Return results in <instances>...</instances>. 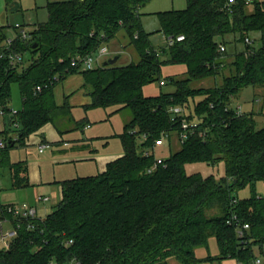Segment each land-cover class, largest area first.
I'll use <instances>...</instances> for the list:
<instances>
[{
	"label": "trees",
	"instance_id": "obj_1",
	"mask_svg": "<svg viewBox=\"0 0 264 264\" xmlns=\"http://www.w3.org/2000/svg\"><path fill=\"white\" fill-rule=\"evenodd\" d=\"M149 1L48 0L47 20L28 29L27 38L15 36L11 44L22 55L30 51V63L22 67L23 62L0 58V106L10 109L13 82L19 84L23 102L10 117V126L20 123L16 144L11 139L0 154V168L10 169L12 188L29 186V178L27 162H12L10 149L72 111L67 100L58 105L54 93L69 75H83L93 99L88 108L106 109L108 117L125 108L132 113L119 135L123 155L95 175L62 181L61 200L45 217H15L7 205H0V221L9 220L17 229L10 248L0 250V264H168L171 258L200 264L212 259L196 254L197 248L208 247L211 236L221 258L253 264L258 254L264 255V195L257 191L264 183V126L258 127L254 111L237 114L235 102L245 87L264 86V0H253L251 13L245 0H187L183 9L160 11L161 31L174 40L161 49L153 45L141 19L140 9ZM4 28L0 53L7 52V45H1L8 38ZM121 30L138 53L137 61L96 69L73 63L77 55L95 53ZM178 35L184 40L176 41ZM253 35L260 46L253 45ZM230 43L235 46L232 74L221 85L191 86L222 72L226 51L220 46ZM239 43L244 47L238 48ZM165 65L184 66L187 77L170 75L167 82L175 85L174 91L145 94L147 85L161 80ZM38 85L42 89L37 91ZM177 106L184 108L182 114L173 111ZM183 119L198 120L200 129L189 131L181 148L150 172L158 159L157 140L172 131L180 136ZM217 162L225 164L220 179L187 170L191 163ZM245 188L249 197L234 196ZM214 207L222 213L209 217L206 211ZM232 209L250 224L246 241L227 224Z\"/></svg>",
	"mask_w": 264,
	"mask_h": 264
},
{
	"label": "crops",
	"instance_id": "obj_2",
	"mask_svg": "<svg viewBox=\"0 0 264 264\" xmlns=\"http://www.w3.org/2000/svg\"><path fill=\"white\" fill-rule=\"evenodd\" d=\"M185 2L187 3V0H150L140 9L144 28L151 33L150 39L157 49L166 48L169 41V38L161 31V26L157 19V13L160 11L179 9L183 7ZM0 27L8 28L4 25H0ZM5 28L3 31L7 35L10 32ZM10 30L13 32V35L18 33V30H14L12 27H10ZM120 47L121 46H117V48L114 49L115 56L117 57L122 52L118 49ZM129 59L133 60V57L130 55ZM58 89V95L62 94L61 99H58L59 96H57ZM54 93L57 104L62 106L67 100L68 104L72 107V111L68 113L66 110V114L60 115L54 122L46 124L38 132L31 134L24 144L17 143V145L12 147L9 152V157L12 162H27L29 186L16 189L12 188V175L10 169L7 167L0 168L3 170L8 169L11 176L10 185H5L3 187L4 190H8L0 192V205H14L26 202L37 209L39 217H45L59 204L62 196V181L76 176H89L102 172L106 169L108 162L122 156L124 153V148L119 137L123 132L124 127L123 130H119L118 132H115V134H110V132H107L109 134H103L101 129L94 128L95 125L89 122L88 115H86L87 112L92 109L97 110V108H88V105H91L93 99L92 96L87 93L84 85V77L81 73L69 75L60 83V85L58 84L55 87ZM22 106V97L21 101L18 103L14 102L11 104L10 101V107L21 110ZM76 107L84 109V111H82L83 116L78 112L77 118L75 117L73 114V108ZM100 109L105 112V114H103V117H105L104 119L110 120L113 117H108V110L103 108ZM257 112L264 114L262 109L257 110ZM73 131H77V133ZM13 132L15 131H13L10 126V116H6L0 121V137H13L16 144V138L18 136L17 134L12 136ZM69 132H73L71 134L72 136L66 138V135L69 136L67 134ZM113 138H119L121 145L111 147L110 140ZM100 139H103V141L99 142ZM42 142L49 143L51 145L50 147L54 148V150L48 152L46 151L48 148H46L44 151H40L39 145ZM170 142L173 145L176 144L174 139ZM99 143L103 144L105 147L99 148ZM41 153L44 154L41 155ZM158 157L163 158L162 156ZM80 162H83L82 170L78 167ZM87 173H89V175H86ZM41 195H49V200L46 202L39 200ZM53 196L57 198L50 204L49 201H52ZM4 222L9 224L7 228H4ZM0 225L2 227L1 234L10 230L13 226L9 220L0 221ZM216 244L217 249L214 250V253L216 250L219 253L217 255L214 254V256L211 254L203 255L202 257L200 256V258L207 256L212 257L211 260L203 261L200 264H243L240 260L234 257L221 258L217 240ZM263 256L264 255L258 254V257L256 258L261 259L260 264H264ZM253 264L257 263L254 261Z\"/></svg>",
	"mask_w": 264,
	"mask_h": 264
},
{
	"label": "rangeland",
	"instance_id": "obj_3",
	"mask_svg": "<svg viewBox=\"0 0 264 264\" xmlns=\"http://www.w3.org/2000/svg\"><path fill=\"white\" fill-rule=\"evenodd\" d=\"M47 2L48 0H0V25H4L8 27L7 29L9 30L10 33H8L7 31L8 33L7 36L9 37L14 36L13 32H11L10 30V27L13 28V26H15L16 24H20L24 28L31 30L34 27L35 23L46 21L48 18V13L46 9ZM186 6H187V3L185 2L183 7L179 9H183ZM246 8H248L247 11L251 13L253 12L254 5L252 3L247 4ZM118 35L119 36H116L114 39H112V42L110 41L107 44L110 52L109 54L104 56L103 63L115 57L116 54L114 52V49H116L117 46H121L118 49H120L122 52L121 54L118 55L119 58L115 64L120 65V66L125 65L126 63L130 62L129 61L130 55L133 57L134 61H137L139 59L138 53L136 52L135 48L130 44L129 38L127 36V32L125 30H121ZM251 37L253 40V45L255 47H258L261 45V40L260 38H258L257 35H253ZM5 44H6L5 39H3L1 42V45H5ZM237 47L238 48L244 47V43L237 44ZM234 51H235V46L231 43L227 44L226 53L224 54L225 67L222 70V72L218 74L216 77H208L200 81L194 80L192 81L191 86L195 88H204V87H212V86L221 85L223 83L224 77L232 74L233 68L231 66V62L234 59V55H233ZM30 58H31L30 51H26L23 54L22 67L23 66L26 67L30 63ZM163 58H166V57L163 56ZM170 75H175L177 79H183L187 77L184 66L165 65L162 67L161 79L166 80V84L160 85V81L157 80L156 82H153L152 84H149L145 87L144 89L145 94L157 95L161 91L163 92L174 91L175 85L169 81L167 82L168 76ZM58 92H59V89L57 90V96H59L58 99H61L62 94L58 95ZM200 99L201 97H196L195 101H198ZM20 101H21V94H20L19 85L18 83L13 82L11 85V104L14 102L18 103ZM235 102L237 103L236 105L237 107L241 105L242 110H244V113L249 112V111H254L255 117L258 121V127L264 126V121H263L264 114L257 112V110H260V109L264 111V86L245 87L239 92L238 96H236ZM191 103L193 104V101H191ZM82 111H84V109L82 108H78V107L73 108V114L75 115L76 118H77L78 112L82 115ZM103 114H105V112L100 108H97V110L92 109L86 114L88 115L87 117L89 118V122L95 125L94 128L101 129L103 134L107 132H110V134H115V132H118L119 130H123L124 124L128 123L132 119V113L129 108H125L120 113L114 114L110 120L104 119L105 117H103ZM73 132L77 133V131H73ZM73 132L67 133L69 136L66 135V138H70ZM16 134L17 132L15 131L12 133V136ZM173 139L176 143L175 145H173L170 142ZM102 141L103 139L99 140V142H102ZM110 142H111V147H114L115 145H118V146L121 145L119 138H113L110 140ZM170 143H171V147H170ZM181 145H182V142L180 140L178 133L176 131H172L170 136L165 137V141L163 145L156 146L155 154L157 156H162L163 158H166L171 153L179 150L181 148ZM98 147L104 148L105 146L99 143ZM52 150H54V148L49 147L46 151L50 152ZM43 154L44 153H41V155ZM80 163L78 167H80V170H82L83 162H80ZM187 170L188 172L201 171L204 175H214L215 178L220 179L223 175H225V164L224 162H217L216 164H210V166H208L207 164H204V163H191L187 165ZM86 175H89V173H87ZM10 180H11V176H10L9 170L0 169V192L8 190V189L4 190L3 187L5 185L9 186ZM257 191L260 194L264 195V183L258 184ZM250 194H251L250 189L245 188L239 191L238 193H234V196L238 198H244V197H249ZM53 197H52V201H49L50 204L54 202L57 198L55 196ZM206 213L209 217H212L218 214L220 215L222 211L219 208L214 207L210 210L208 209ZM3 226H5L4 228H7L9 224L7 222H4ZM1 230H2V227L0 225V236H1ZM215 249H217L216 240H215V237L211 236L209 238L208 247L203 246V247L197 248L196 254L198 257L200 256L202 257L203 255H210V254L214 256V254L217 255L219 253L217 250L214 253ZM168 264H182V263L179 262L175 258H171L169 259Z\"/></svg>",
	"mask_w": 264,
	"mask_h": 264
},
{
	"label": "built area",
	"instance_id": "obj_4",
	"mask_svg": "<svg viewBox=\"0 0 264 264\" xmlns=\"http://www.w3.org/2000/svg\"><path fill=\"white\" fill-rule=\"evenodd\" d=\"M245 2H246V4H250L253 2V0H245ZM14 27L17 28L18 33L14 36L7 38V40L5 41L6 42L5 45H7V52H1L0 58L7 56L8 59L12 63H22L23 62V55L15 52V51H12L11 50L12 49L11 44L14 41L15 36H17V35L22 39L27 38L28 37V29L24 28L20 24H16ZM184 38H185L184 35H178L176 41H183ZM246 42L251 44L252 40L249 37H247ZM173 43H174V40H169L168 46L172 45ZM220 51L224 53L226 51V46L221 45ZM109 52H110L109 47L107 46V43H105V44L101 45L95 53H92V54L87 55V56L77 55L75 58H73V63L82 64L84 69H96L99 67H103L104 66L103 58L105 55L109 54ZM165 84H166V80L161 79L160 85H165ZM41 89H42V86H40V85H38L36 88L37 91L41 90ZM237 108H238L237 114L240 115L244 112V110H242L241 105H239ZM172 109L175 112V114H182L184 112V108L182 106L173 107ZM18 112H19V110L14 108V107H10V109L7 110L3 106H0V121L3 118H5L6 116L12 117L13 115L18 114ZM19 126H20V123L17 121V122H14L11 127H12L13 131H16V129H18ZM182 128H183L182 132L179 136L181 142H183L185 139L188 138L189 131L193 132L197 129H200V124H199V121L195 120V119L193 121L183 119L182 120ZM201 135L205 136V134L203 132H201ZM17 136H18V132H17ZM167 136L168 135H165V137H167ZM165 137L157 140L156 145L157 146L163 145L164 141H165ZM11 139H13V137H9V136L0 137V154L2 153L3 150L6 149L8 143L10 142ZM50 146L51 145L49 143L42 142L39 145V150L44 151L46 148H49ZM143 153H144V155H150V150H144ZM162 161H163V159L161 157H158L157 163L154 165V167L149 168V171L151 172L157 166V164L162 163ZM39 200L46 202L49 200V197L46 195H41L39 197ZM237 203H238V199H236V198L232 199L231 205L233 207ZM5 208L7 209L8 212L13 213L15 215V217H20V218L22 217V218L31 219V220L39 218V216L37 214V209L34 206H32L26 202H23L20 204H14V205L9 204ZM227 224L230 226H234L236 229V233H237L238 237L240 239H243L244 241H246V233H247L248 229L250 228V224L247 222H242V220L240 219L238 214L233 209L231 210V214L227 218ZM29 227H34V224H30ZM16 235H17V229L14 228L13 226L10 230L3 232L0 236V250H7L8 248H10L12 240ZM255 262L257 264H260L261 259H256ZM51 264H57V263L51 262ZM75 264H78V263H75Z\"/></svg>",
	"mask_w": 264,
	"mask_h": 264
},
{
	"label": "water",
	"instance_id": "obj_5",
	"mask_svg": "<svg viewBox=\"0 0 264 264\" xmlns=\"http://www.w3.org/2000/svg\"><path fill=\"white\" fill-rule=\"evenodd\" d=\"M36 46H37V43H35V44L33 45V47H36ZM117 61H118V57L115 56L114 58H111V59L105 61V62H104V66H107L108 64H115Z\"/></svg>",
	"mask_w": 264,
	"mask_h": 264
}]
</instances>
